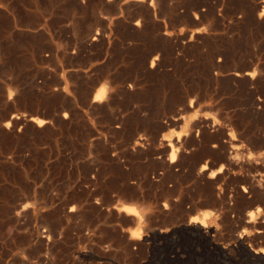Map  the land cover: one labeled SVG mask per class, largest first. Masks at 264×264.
<instances>
[{"label":"rangeland","instance_id":"obj_1","mask_svg":"<svg viewBox=\"0 0 264 264\" xmlns=\"http://www.w3.org/2000/svg\"><path fill=\"white\" fill-rule=\"evenodd\" d=\"M263 15L264 0H0L2 264H264L253 254L264 251ZM88 42L98 57L112 48L93 77H72L80 97L129 75L134 104L119 109L123 93L107 87L89 115L99 121L94 162L83 115L59 118V132L35 122L54 103L34 85L44 75L34 64L85 54ZM57 143L80 162L53 163L48 175ZM56 187L71 212L49 231L40 223ZM34 192L45 205L32 213Z\"/></svg>","mask_w":264,"mask_h":264},{"label":"crops","instance_id":"obj_2","mask_svg":"<svg viewBox=\"0 0 264 264\" xmlns=\"http://www.w3.org/2000/svg\"><path fill=\"white\" fill-rule=\"evenodd\" d=\"M101 46L99 42H91L85 44V54L81 53H75L72 49H70L63 59V62L60 63H49L46 58H48V55H42L41 60L39 63L34 64V71L35 72H42V76L35 77L33 79L34 85L36 86L37 90L42 92L43 94H46L47 98L53 101L54 103V110L53 112L48 113L46 116L41 117L38 121H42L41 126L36 122L38 127H43L47 129L54 130L56 132H59L60 129L57 128V122L62 120L64 121H70L72 116L74 114H80L83 115V120L89 130L92 131L88 139L85 141V161L87 162H94V155H95V145H96V138L98 134V124L99 121L96 118L94 119V123L91 122V118L89 115L95 110L97 107L104 106V96L106 93V88L109 86V89L116 88L117 91L123 94L118 100L119 109L124 108L123 110L125 112H129L131 110H134V104H131V102H128L129 98V92H130V79L129 75H125L122 80H117V83L112 84V81H109V78L102 79L100 78L97 81H94L93 83L89 84L87 88V92L84 97H80L75 84L72 81V77L76 75H82L83 77L89 79V77H93L95 72H97V69H99L103 62L106 60L107 53L112 48L111 45L105 44V48L102 50H105V53L100 54V57L96 56L93 51H96V47ZM148 65L149 68H151V53L149 52L147 54V58H144V66ZM145 68V67H144ZM117 71L119 74L121 73V69L117 68ZM52 78L56 79L55 82H52ZM101 86V87H100ZM104 90V95L101 100H96L97 94ZM97 92V93H96ZM111 95H109V98ZM127 100V101H126ZM96 102V103H95ZM129 103L126 105V103ZM62 103H67L65 105H61ZM132 105V106H131ZM131 109V110H130ZM44 121V122H43ZM61 133H58L56 135H60ZM135 137H133L134 139ZM161 138V136H160ZM58 142V141H57ZM61 144L57 143L56 147L59 149V153L57 155H50L48 156L43 162L47 164L48 168V175L50 174L51 165L53 163L61 162L65 159L69 160L72 164L79 163V158L73 157L72 154L64 152V150L60 146ZM43 148H49V146H43ZM109 152V151H108ZM109 156L113 157L112 153H108ZM73 157V158H72ZM90 178H93L92 172L88 174ZM40 189V187H37V191ZM35 195L29 199L27 202L30 204L27 209H32V213L35 206H44L43 200L40 198L39 192H34ZM50 195V199L52 200L51 206L53 205L51 211L54 212L53 216L49 219V222H44V220L40 223L41 226H47V228L50 231L51 226L53 224L57 225L59 222H62V220H66V218H69L70 214L69 212V206H68V212H61L63 209L65 210L66 207H64L63 199L59 196L60 194V188L56 187L49 191L48 193ZM25 203H21L22 211H24ZM26 209V210H27ZM60 210V211H58ZM66 211V210H65ZM31 213V214H32ZM59 225V224H58ZM58 227H62L60 224ZM52 234V232H51ZM54 234V233H53ZM39 235V234H38ZM36 236V240L42 239V241L48 243L50 240L49 238L45 236ZM41 237V238H39ZM46 240H43L45 239ZM0 264H2L1 256H0ZM3 264H7L4 262Z\"/></svg>","mask_w":264,"mask_h":264},{"label":"bare ground","instance_id":"obj_3","mask_svg":"<svg viewBox=\"0 0 264 264\" xmlns=\"http://www.w3.org/2000/svg\"><path fill=\"white\" fill-rule=\"evenodd\" d=\"M139 1V0H138ZM145 2V1H144ZM263 3V2H262ZM262 12V11H261ZM264 16V15H263ZM248 74V76H250V77H252L253 75H252V73H247ZM264 83V82H263ZM101 87V86H100ZM107 89V88H106ZM97 93V92H96ZM103 95H104V90L102 89L98 94H97V96H96V100H101V98H103ZM105 98V97H104ZM96 103V102H95ZM14 118V117H13ZM41 120V119H40ZM174 120V119H173ZM7 122H9V121H7ZM44 122V121H43ZM37 123L41 126V124H42V121H37ZM38 125V126H39ZM164 125V124H163ZM214 125V124H213ZM8 127V126H7ZM264 130V129H263ZM222 133V132H221ZM168 136V135H167ZM254 136V135H253ZM224 137V136H223ZM230 138H231V136H230ZM258 139H259V137H258ZM167 141V140H166ZM255 141V140H254ZM163 142H165V141H163ZM168 142V141H167ZM175 142V141H174ZM181 142V141H180ZM172 143H173V141H172ZM174 144V143H173ZM260 144H262L263 145V143H260ZM233 145V144H232ZM259 145V144H258ZM176 146H177V144H176ZM179 146V145H178ZM166 147H168L169 148V146H166ZM170 147H171V145H170ZM222 147H223V145H222ZM226 147V146H225ZM258 147V146H257ZM261 148V147H260ZM262 148H264V146L262 147ZM261 148V149H262ZM178 149V148H177ZM254 149H256V148H254ZM259 149V148H258ZM257 149V150H258ZM220 150V149H219ZM218 150V151H219ZM224 150V149H223ZM175 151H176V148H175ZM180 151V150H179ZM222 151V150H221ZM220 151V152H221ZM211 152V151H210ZM228 152V151H227ZM230 152V151H229ZM221 155H222V153H220ZM169 155V154H168ZM221 155H220V157H221ZM229 155V154H228ZM261 155V154H260ZM227 156V155H226ZM225 156V157H226ZM231 155H229L228 157H230ZM232 157V156H231ZM231 157H230V159H231ZM247 157V156H246ZM251 157V156H250ZM262 157V156H261ZM174 158H175V154H174V152L172 151V153L170 154V157H168V161L170 162V163H173L174 162ZM222 158H224V157H222ZM232 159H234V158H232ZM237 159V158H236ZM221 160V159H220ZM219 160V161H220ZM235 161V160H234ZM233 161V162H234ZM249 161H251V160H249ZM222 162V161H221ZM251 163V162H250ZM254 163V162H253ZM256 163H257V161H256ZM223 164H224V162H223ZM227 164H228V162H227ZM249 164V163H248ZM222 165V164H221ZM229 165V164H228ZM237 165V164H236ZM246 165H247V163H246ZM260 165V164H259ZM223 166V165H222ZM222 166H220L219 168H218V170L217 171H213V172H211V174L209 175V177H211V178H213L214 177V175H215V173H219L220 171H221V169L223 168ZM252 166H254V165H252ZM252 166H250V167H252ZM228 167V166H227ZM230 167H232V166H230ZM259 167V166H258ZM257 167V168H258ZM262 167V166H261ZM229 168V167H228ZM232 168H234L235 169V167H232ZM239 168V167H238ZM248 168V167H247ZM253 168H255V169H257L256 168V165H255V167H253ZM201 170L200 171H202V170H204L205 169V165L204 166H202L201 168H200ZM231 169V168H230ZM249 169V168H248ZM237 170V169H236ZM239 170H240V168H239ZM252 170V169H251ZM250 170V171H251ZM263 170V169H262ZM199 171V172H200ZM232 171V170H231ZM249 171V170H248ZM253 171V170H252ZM255 172V171H254ZM203 173V172H202ZM220 174V173H219ZM259 176V175H258ZM263 176V175H262ZM250 177V176H249ZM255 177H257V175L255 176ZM254 177V178H255ZM244 178V177H243ZM246 178V177H245ZM250 178H252V176L250 177ZM250 178H248V179H250ZM263 178V177H262ZM217 179V178H216ZM248 179H247V181H248ZM258 178H256V180L255 181H259V180H257ZM219 180V179H218ZM250 181V180H249ZM244 183H245V181H243ZM242 183V182H241ZM251 183V182H250ZM255 182H253V183H251V184H254ZM242 185V184H241ZM254 186V185H253ZM241 187V186H240ZM257 187V186H256ZM241 188H244V187H241ZM251 188V187H250ZM242 190V189H241ZM240 190V191H241ZM244 190V189H243ZM254 190V189H253ZM244 191H246V190H244ZM256 191V190H255ZM242 192V191H241ZM244 193V192H243ZM250 193V192H249ZM130 194V193H129ZM132 194V193H131ZM134 194V193H133ZM241 195V194H240ZM242 195H244V194H242ZM253 195V197L254 196H256V195H254V194H251V196ZM261 196V195H260ZM245 197H247V195L245 196ZM257 197V196H256ZM134 198V197H133ZM255 198V197H254ZM264 198V197H263ZM263 198L261 197V200H263ZM258 199V198H257ZM255 200V199H254ZM260 200V201H261ZM260 201H256L255 200V202H260ZM254 202V201H253ZM264 203V202H263ZM261 204H262V201H261ZM127 206H129V205H127ZM164 207V206H163ZM130 208H132V207H130ZM122 209V208H121ZM120 210V209H119ZM135 210V209H134ZM123 212V214H125L126 216H129L130 215V210H127V209H124V210H122ZM132 212V211H131ZM122 213H121V215H122ZM134 214H136L137 215V213H134ZM132 215V214H131ZM142 215V214H141ZM144 215V214H143ZM139 217V216H138ZM130 218V217H129ZM136 218V217H135ZM196 218V217H195ZM194 219V218H193ZM133 220V219H132ZM134 221V220H133ZM142 221V220H141ZM143 221H144V219H143ZM246 221V220H245ZM246 222H248V221H246ZM133 223H135V222H133ZM144 223V222H143ZM190 223L191 224H196L197 225V227H199V228H205V225L202 223V222H199L198 223V219L197 220H191L190 221ZM207 223V222H206ZM136 225V224H135ZM143 226V225H142ZM192 226V225H191ZM207 226V225H206ZM196 227V228H197ZM209 228V227H208ZM187 229V228H186ZM206 229V228H205ZM210 229V228H209ZM141 230H143V229H141ZM188 230V229H187ZM212 230V229H211ZM135 231V230H134ZM191 231V230H190ZM196 231V230H195ZM206 232V231H205ZM137 233V232H136ZM136 233H134V234H136ZM139 233V232H138ZM132 235V234H131ZM142 235V234H141ZM134 236V235H133ZM137 238H139V235L137 236ZM240 238V237H239ZM243 238V237H242ZM129 240V239H128ZM138 240H141V239H138ZM133 242H134V240H133ZM138 244V243H137ZM239 245L240 246H244V247H246L247 248V246H245L244 244H243V241H239ZM133 246V245H132ZM253 254L255 255V256H257V257H261V258H264V251H260V252H257V251H255V252H253Z\"/></svg>","mask_w":264,"mask_h":264}]
</instances>
